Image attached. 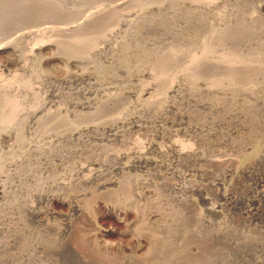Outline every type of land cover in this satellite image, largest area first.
Returning a JSON list of instances; mask_svg holds the SVG:
<instances>
[{"label":"rangeland","instance_id":"obj_1","mask_svg":"<svg viewBox=\"0 0 264 264\" xmlns=\"http://www.w3.org/2000/svg\"><path fill=\"white\" fill-rule=\"evenodd\" d=\"M104 1H107V3ZM111 1L113 0H101L99 3L107 5ZM224 7L227 8L226 5ZM255 11L254 13H256V15H260V20L264 18V12L257 11L256 9ZM261 13L263 14L261 15ZM164 24L165 23H163V25ZM178 24L180 26L178 31H169L163 26L164 29H162V27L158 28L156 34L154 32L155 29L151 30L150 33H148V30L138 31L137 34L135 33V40L138 42L141 41V44L140 42L139 44L142 45V47H145V45L149 47L144 49H150V46L151 48L156 47L158 50L157 52L162 53L174 46V48L180 51L181 58L179 57L176 65L174 64L166 67V69H169L167 70L169 71L167 73L169 77L173 72H175L173 73V75H175L177 73L176 71H178L180 67H183L185 63L187 64L191 56H194V54L198 56L201 53L200 51H202V45L205 39L208 38V32H205V25V27L198 23L184 25L181 22ZM165 25L170 26L171 23ZM168 33L169 35H167ZM164 34L166 35V39L162 38ZM138 35L144 36L145 38L141 36L138 37ZM146 35H148V37L153 35V38L150 37L153 40H150ZM144 41L146 44L143 43ZM151 41L154 42L152 43ZM38 42V39L30 40L28 45L31 48V46L36 45ZM251 42L252 45L249 42L246 46L240 43L222 42L221 45L219 44V46H217L215 54L219 56L221 53H224L228 59H233L237 56L236 51L239 52L238 50H243L244 48L245 57H248L249 55H246L251 51L253 52V57L249 56L248 58H254L260 55L264 57V36H260L259 39L254 38ZM149 43L150 46L148 45ZM252 49H254V51ZM15 58L14 55L8 52L1 54L0 75L2 80H14L19 77H24L25 79L30 78L33 85V92H38V94L36 93L38 100H42L41 97H43L40 104L50 99L45 103L47 106L49 105L48 108L43 103L42 105L44 108L40 105V107L35 110L38 112H36L37 114L34 116L30 113L32 111L28 110L29 116L31 115L32 118H25L28 120V123L24 120V126L26 127H23V129L27 128V135L24 134L27 136L26 140L27 138L29 139V143L25 141L26 145L28 143V155L30 159V164L27 168L30 167L31 169L37 170L34 175L41 179L43 178L44 181L46 179L49 183H51L54 178L57 179V181L66 182L68 184L67 187L59 189L60 191L57 189L55 190L58 193L60 192L72 206H63L56 201H50L51 203L48 201H37L33 196L28 198V200H31L30 203L32 206L34 205L37 216L35 212L31 214L27 209L25 210L26 212L23 209L20 210L21 212L23 211V215L21 214L19 218L20 214H18V219H16V221L14 220L15 224L13 225L14 228H12V232H6L2 228L3 221L0 219V264H264V83L261 82V76H258L256 80L254 79V85L251 83L247 84V80H242L241 83L233 87V90L232 87L226 89L225 85L215 87L216 90L213 89L214 92L211 91L213 94H206V92H208L206 91L208 88V81L205 77L200 81V85L197 84L195 87L196 90L198 88L200 89V91H198L199 89L197 90L198 94H196L194 86H191V88L194 89L195 93L188 90L189 86L185 87L181 85V83H179L181 80H178L179 82L176 83L178 87L173 92H164L162 88L159 90V92L162 93L159 96L166 99V101H163V107H159L158 104L144 107L146 104L140 98L143 91L141 88L147 87L152 80L150 73L152 72L151 62H153V57L152 61L147 62L143 68L138 70L135 68L132 69L135 70V72H133V74H135L133 77L130 74H126L127 72L125 70L121 69L122 71H119L117 69L118 71H116L113 67L110 72L103 74V76H105L103 79L97 75H91L90 78L80 75V79H78L80 82L77 81L78 84L76 82L72 86L73 88H71V90L73 89V91L77 93H75L74 101L70 99L71 101L68 102L69 100L63 97L65 96L63 95L64 93H60L62 91H69L67 85H65L66 87L64 85L61 86L60 92L48 91L46 88H49V84L59 86L61 80L68 77L65 75L66 71L62 63H59V65L58 63L48 61V59L51 58V52L43 51L39 53L37 59L38 61L43 59V63H39V61L34 66L35 68L37 66L36 69L33 67L29 68V70L34 69V71L38 73H35L36 76L30 75L34 72L30 73L29 70L28 72L30 74L24 72L25 69L23 68V70V66H20L22 64H19L17 57ZM12 59L15 61L13 62ZM178 62L180 64V67L178 65L179 68L177 67ZM100 63L104 66H109L108 59L101 58ZM215 72L220 76L221 73L219 70ZM50 73L53 76H51ZM40 74L46 75L49 78L47 82L43 83L45 87H42V85L40 86ZM79 74H81V72H79ZM117 74L120 75L121 78H119L120 76ZM129 75L131 77H129ZM206 75L207 72L204 69L202 71V76ZM139 77L143 82L139 81ZM37 84L38 86H36ZM139 85L141 87H139ZM204 86L206 89L203 90ZM38 87H40V89ZM184 89L187 91V94ZM114 92L123 101L121 102L123 108L121 110L122 113H120L119 108H117V110L115 106L107 104L102 112L103 114L99 116V119L96 118V120L94 119V121L91 122L88 121L90 118L85 119V123L81 124L78 129L75 130L77 133L75 131L71 133L70 131V135L65 134L62 135L63 137H58L51 135L54 131L49 135L45 134L47 136L42 135L43 133H39L41 132L40 129L36 131L38 130L36 128H39L36 122L40 121L37 119H39V117L43 119L45 114L50 111L53 114H58L60 109L61 111L68 110L67 114H70L69 116L73 123H76V113L77 115H95L98 110L97 107L104 103L107 96H117ZM228 93L232 97H229ZM223 94H225V97H222ZM259 94H261V96ZM199 95H201V97ZM213 95H217V97H213ZM226 95L228 97H226ZM253 95H255V97ZM188 97L191 98L189 99ZM242 97L245 99L247 97V100H244ZM169 100L170 103H168ZM259 100L261 101L259 102ZM50 101L52 103H50ZM196 101H198L199 104L198 102L196 103ZM207 102H210V104ZM229 102L230 104L233 102L232 105H234H230ZM172 103H175V105H172ZM202 104H204V106H202ZM213 104L216 107L215 112L214 110L212 111L214 107H212ZM194 105L197 106L195 107ZM210 105L212 109H209ZM216 105L220 107L218 106L217 108ZM230 106L233 107L232 109L234 112L230 109ZM133 107L135 108L133 109ZM223 108L232 112L229 113L223 110ZM27 109L29 108H26V112ZM57 109L59 110L57 111ZM161 109L164 111H160ZM235 109L237 111L240 110V114L236 112ZM158 110L160 113H158ZM35 111H33V113ZM39 111L41 112L39 113ZM225 112L227 113L225 114ZM41 113V116L44 115L43 118L39 116ZM193 113L195 114L193 115ZM129 114L130 116H128ZM208 114L212 116L210 117ZM63 115H65L64 111ZM117 115L120 117L118 118ZM145 116L147 120L144 119ZM129 117H131V119ZM207 117H210L209 119L211 121L208 120ZM29 118L35 120L32 121ZM114 119H118V121L115 122ZM180 119H182V121ZM187 119H189L192 124H190ZM49 125L50 124H48V126ZM190 125L192 127H190ZM95 126L98 127L96 128ZM155 126L158 128L155 129ZM191 128L192 130H190ZM2 130L0 128V133L5 132ZM169 131H172L173 135H171L172 133ZM198 133H200L202 137ZM11 134H1L3 135V138L0 137V154L2 156L6 155L7 151L10 149H12V151L15 150V155L17 152L23 150L21 149L22 142L19 141L18 145V140L14 141L16 139L15 134ZM8 135H11V139L9 138L7 141L5 139L9 137ZM195 136L197 137L196 139ZM203 136L209 138H203ZM199 137L202 139L200 140ZM61 138L63 140H61ZM185 143L186 145H184ZM12 146L15 147L13 148ZM148 146L149 148L151 146V149L147 148ZM183 146H185V148L187 147L188 156L179 158L174 151H176L175 148L178 150V147L181 149ZM18 147H21V150L16 151ZM144 147H146V149ZM155 148H157V150ZM49 152L52 153L48 154ZM171 152H173V154ZM125 153L128 156L124 157V155H126ZM135 154L139 155L136 157ZM189 154H193L194 156L190 157ZM1 155L0 157L2 160L5 159ZM142 157L143 159H141ZM148 157L151 160H149ZM201 157H203V159ZM105 158L108 159L106 160ZM175 158H178L179 161ZM187 159L189 162H187ZM139 160L143 162L141 163ZM194 160L196 162H194ZM230 160H232L233 163ZM148 162H150L149 165ZM215 162L219 163L215 164ZM231 164L234 168H232ZM236 164L237 166L235 167ZM96 166L98 167L96 168ZM111 170L113 173L110 172ZM51 176L52 179H50ZM114 178L115 182H113ZM118 178H120L119 181ZM111 181L113 184H109ZM44 183H42V186L46 187L48 183L43 185ZM154 186L158 189L156 190ZM190 187L201 188V191L195 192ZM189 189H191L190 192ZM151 190H153V192ZM159 190L162 191L161 194ZM125 194L126 196L130 195L132 198L127 196V200ZM157 194L160 196L161 199H158L161 202H158ZM202 198H205L207 202H203ZM119 203L121 206H119ZM105 204L109 207L104 208L103 205ZM145 205L150 206L148 208V206ZM138 206H140L141 209L142 207L145 208L141 210ZM158 206L160 208L156 209ZM113 208L118 209L120 214L114 212ZM50 212H54V214L51 215ZM56 213L59 214L57 215ZM0 216L2 215L0 214ZM133 224L137 228L134 227ZM45 225L47 227H45ZM137 225H141V227ZM132 228L134 230L133 232ZM136 231L137 233H135ZM138 231H141L143 234ZM130 233L132 238L130 237ZM90 237H92V239ZM76 240L78 242L84 241V243H78ZM134 244L136 245L135 247ZM80 245L82 246L79 247ZM131 250L132 252H129Z\"/></svg>","mask_w":264,"mask_h":264},{"label":"bare ground","instance_id":"obj_2","mask_svg":"<svg viewBox=\"0 0 264 264\" xmlns=\"http://www.w3.org/2000/svg\"><path fill=\"white\" fill-rule=\"evenodd\" d=\"M99 2H101V0L100 1H98V0H0V56H1V54L7 53V52L11 53V55H14V58L17 57V59L19 60V61L17 60L19 62V64L20 63L22 64L20 66L21 67L23 66L22 69L24 68L25 69L24 72L27 73L30 67L31 68L33 67L34 69L37 68V66H36V68L34 66L40 61V60L38 61V59H37L39 53H42L43 51L51 52V58H49L48 61H51L52 63H58V64L62 63V65L64 66V67L63 66L62 67L65 68L64 70L66 71L65 75H67L68 77L66 79H64V80H61V83H60L59 86H54V85L49 84V88L48 87H46V88L48 89V91L50 90V91H53V92H60L61 86L67 85L69 87V89H68L69 91L63 92L61 90L62 92H60V93H62V94L64 93L63 95H65V96H63V97H64V99L69 100L68 102L71 101L70 99H72V101H74V97H75V93L76 92H74L73 89L71 90V88H73L72 86L78 81V79H80L79 78L80 75L81 76L82 75L86 76L87 78H90L91 75L92 76L93 75H97L98 77H101L103 79V78H105V76H103V74L110 72L112 67H113V68L116 69V71H118V70L120 71L121 69H123V70H125L127 72L126 74H130L133 77V75H135V74H133V72H135V70H132V69L135 68V69L138 70V69L143 68L144 65L147 62L152 61L153 57H154L153 62H151L152 63V65H151L152 66V72L150 73V75L152 76V80H151V82H149V85H147V87L141 88L143 91H142V94L140 95V98L146 104V105H144V107L145 106H149L150 107L153 104H158L159 107H163V101H166V99L162 98L161 96H159L160 94H162V93L159 92V90H161V88H162V90L164 92L165 91L173 92L178 87V86H176V83H178L180 80H181V82H179V83H181V85H183L185 87L189 86L188 90L194 92V89H195L196 85L200 83V81L203 79V77H205L206 80L208 81V83H207L208 84V88L206 90L208 92H206V94L207 93H211V91H213V89H215V87H220V86H224V85H225L226 89L232 87V90H233V87L236 86L238 83H241L242 80H247L248 81L247 84L251 83V84L254 85V81L258 78V76H261V78H262L261 82L264 83V57H261L262 55L255 56L254 58H248L249 56L253 57V52L251 51L248 54L246 53L247 54L246 56H248V55L249 56L245 57L244 56V51H243L244 48L243 47H241V48H243V50L240 49V50H238L239 52L236 51L237 56L234 57L233 59H228L227 56L224 53H221L219 56H216V54H215V52L217 51V46H219V44L221 45L222 42H226V43L229 42V43H236V44L240 43V44H243V45L245 44L244 46H246V44L249 43V42L252 45V42H251L252 39H254V38L259 39L260 36H264V18L261 17L262 19L260 20V17H259L260 15L258 16V15H256V13H254V12H256L255 9L257 11L259 10L260 12H264V0H113V1L109 2L107 5H102V3H99ZM104 2L107 3V1H104ZM225 5L227 6L228 9L226 7H224ZM262 14L263 13H261V15ZM180 22L182 24H184V25H189V24L192 25L194 23H198L201 26L205 25L206 26V28H205L206 31L205 32L206 33L208 32L207 33V35H208L207 37L208 38L205 39V41H204V43L202 45L203 47H202V51H200L201 52L199 54L200 56L199 55L197 56V55L194 54V56H191L190 61L187 64L185 63V65L183 67H180V64L178 62L177 67L179 65L180 69H178V71H176L177 73L175 75H173V73H175V72H173L172 73L173 76L171 75L169 77L167 75V73L169 72L167 70H169V69H166V67L174 65V64L176 65V62L178 61V59L180 57V51L178 49L174 48V46H173V47H170L167 51H163L162 53H160V52H157L158 50H157L156 47H155L156 49L154 47L151 48L150 43L148 44L150 46V49H144V48L147 47V45H145L146 44L145 41L143 42V43H145L144 44L145 47H142V45H140L141 41H139L140 42V44H139V42L137 40H135L136 39L135 37H136V34L138 33V31H142V30H148V33H150L151 30L155 29L154 32L156 34V32H158L156 30L158 28H160V27H162V29H164V27H165L169 31H174V30L178 31V29L180 28L178 23H180ZM163 23H165V24L171 23L172 27H171V25L170 26L169 25H165V24L163 25ZM200 28L203 29L202 27H200ZM193 34H194V32H193ZM167 35H169V33ZM139 36H141V35H138V37ZM146 36L148 37V35H146ZM152 36H149L148 38L151 40L153 38ZM141 37H144V36H141ZM150 37H152V38H150ZM162 38L166 39V35L164 34V36ZM173 38H172V40H173ZM34 39H38L39 42L36 45L31 46V48H30L29 45H28L29 41L30 40H34ZM139 40H141V39H139ZM30 44H32V43H30ZM164 45H167V44H164ZM263 46H264V44H263ZM167 47H169V46H167ZM147 48H149V47H147ZM252 50L254 51V49H252ZM182 55H184V54H182ZM49 57H50V55H49ZM101 58H105L106 60L108 59L109 66H104L103 64H101L100 63V59ZM15 60H16V58H15ZM15 60L12 59L13 62ZM180 60H182V59H180ZM184 60H186V59H184ZM48 61H45V62H48ZM39 63H43V59H41V61ZM130 67H133V68H130ZM34 69L33 70H31V69L29 70L30 73L34 72L33 74H30L29 72L28 73L30 75L36 76L35 73H37V72H35ZM73 69H74V71H73ZM204 69L207 72L206 76H202V71ZM217 70L220 71V73H221L220 76H218L217 75L218 73L215 72ZM79 72H81V74H79ZM62 74H64V73H62ZM50 75H51V73H50ZM65 75H64V77H65ZM130 75H129V77H131ZM51 76H53V75H51ZM118 76H120V75H118ZM39 77L41 78L40 79V86L42 85V87H43L45 85L43 83L47 82L49 80V78H48V76L41 75V74H40ZM140 77L143 78L142 76H140ZM140 77H139V81L143 82L142 80H140L141 79ZM23 78L24 77H19L18 79L8 80L7 81L5 79L2 80L1 75H0V128H1V130L4 129L2 131H5L3 133L2 132L0 133V137L3 138L2 137L3 135H1V134L7 135V134L14 133L15 137H16V139L14 141L18 140L17 144H18L19 141L22 142V144H21L22 148L18 147L19 149L17 148L16 151L23 149L22 151L17 152L16 155L14 154L15 150L12 151V149L7 151L6 155H8V156H6V155L2 156L0 154L3 158H5V159L2 160V158L0 157V161H1L0 162V214L2 215V216H0L1 217L0 219H2V221H3V223L1 222L3 224L2 228L6 232H12V228H14L13 225L15 224L16 219H18V214H20L19 218L21 217V214L23 215V211L21 212L20 210L23 209L25 211L27 209L31 214L35 212V215H36V211H35L34 205L32 206V204L30 203L31 200L30 201L28 200V198H31L33 196H34L33 198L37 199V201H41V202L42 201H46V202L47 201L48 202L56 201L57 203H59L60 205H63V206H67V207L72 206L68 201H66V198L62 194H60V192L58 193L55 190V189L59 190V189H62L64 187H67L68 184L66 182H62V181H59V180L57 181V179H55L53 177L56 180L55 181L54 179H52V176H51V178H50V179H52L51 183H49L45 179V181H47L46 183H48V184L46 185V187H44V186H42V183L45 182L44 179L43 178L41 179V178L36 177L34 175L37 170L31 169L30 167L27 168V166H29V164H30L29 163L30 159H29V155H28L29 139L27 138V140H26V137H27L26 136L27 135L26 134V129L27 128H24L25 130L23 129V127H26V126H24V123H25L24 120H26L25 118L28 119V117L32 118L31 115L34 116L35 114H37L36 112H38V111H35V110L37 108H39L40 105L43 106L42 104L44 102H42V104H40V101L43 100V97H41L42 100H38L37 95H36V93L38 94V92H36V93L33 92V88H32L33 85L31 83L30 78L29 79L28 78H26V79L24 78L23 79ZM119 78H121V76ZM136 79H138V78H136ZM82 81H84V80H82ZM148 81H150V80H148ZM78 82H80V81H78ZM78 82H77V84H78ZM256 82L259 83L258 81H256ZM181 85H180V87H181ZM36 86H38V84ZM92 86L95 87L94 85H92ZM191 86H194V89L191 88ZM205 86H207V85H205ZM205 86H204L203 90L206 89ZM58 87H59V89H58ZM100 87H104V86H100ZM139 87H141V86L139 85ZM38 88L40 89V87H38ZM135 90H137V89H135ZM197 90L195 89L196 94H198ZM176 91H178V90H176ZM181 91H182V89H181ZM198 91H200V89ZM203 92H205V91H203ZM139 93H141V92H139ZM185 93L187 94V91ZM223 93H225V92H223ZM196 94H195V96H196ZM199 94H201V93H199ZM211 94H213V93H211ZM257 94H258V92H257ZM201 95H203V94H201ZM201 95H199V96L201 97ZM217 95L216 96L213 95V97H217ZM224 95L225 94H223L222 97H225ZM228 95H229V97L231 96L229 93H228ZM242 95H244V94H242ZM259 95L261 96V94H259ZM193 96H194V94H193ZM253 96L255 97V95H253ZM159 97L162 98V99H160ZM167 97H169V96H167ZM226 97H228V96L226 95ZM41 98H39V99H41ZM171 98H173V97H171ZM181 98H182V96H181ZM209 98H210V95H209ZM242 98H244V97H242ZM168 99H170V98H168ZM223 99H225V98H223ZM48 100H50V99H48ZM82 100H80V101H82ZM98 100H100V99H98ZM244 100H247V97H246V99L244 98ZM47 101H45V103ZM260 101L261 100H259V102ZM121 102H123V101L121 100V98H119L118 95L117 96H107L105 98L104 103L101 104L99 107H97L98 110L96 111L95 115H92V114H89V115H83V114L77 115V113H76V116H75L76 123H73L71 121V118L69 116L70 114H67L68 110L67 111L63 110L65 115H63V111H61L60 108H59L60 111H58L59 109H57L58 114H56V113L53 114L49 110L50 112L49 111H48L49 113L46 112L47 114H45V116L43 115L44 116V118H43V116H41V115L45 111L44 110L41 114H39V116H41L43 119H41L40 117H39V119H37V120H40V121L36 122V124L37 123L39 124V125L37 124V126H39V128L37 127L36 129H38V130H36V131H39V129H40L41 132H39V133H41V134L43 133L42 135H44V136H47V135L51 134L52 131H54V133L51 134L53 136L63 137L62 135H65V134L70 135L69 132L71 131V133H72L75 130H77L78 127L81 124L85 123L84 122L85 119L90 118V120H88L89 122L94 121V119L96 120V118L99 119V116H101L103 114L102 112H103V110H104V108L106 107L107 104H111V105L115 106L116 109L119 108L120 113H122L121 110L123 108H122ZM197 102L198 101H196V103ZM50 103H52V102L50 101ZM168 103H170V100H169ZM175 103H172V105L173 104L175 105ZM192 103H195V102H192ZM207 103L210 104V102H207ZM232 103L233 102H231V104H230V102H229L230 105H232ZM73 104H75V103H73ZM176 104H178V103H176ZM198 104H199V102H198ZM217 104H218V102H217ZM92 105H90V106H92ZM168 105H171V104H168ZM197 105H194V106L196 107ZM219 105H220V103H219ZM48 106L46 105L47 108H48ZM202 106H204V104H202ZM213 106H214V104L212 105V107ZM218 106H217V108H218ZM210 107H211V105H210ZM210 107H209V109H212V107L211 108ZM227 107H226V109H227ZM26 108H29V109H27V112H26ZM43 108H44V106H43ZM115 108H114V110H115ZM134 108L135 107H133V109ZM215 108L216 107L214 106L212 111L214 110V112H215ZM232 108L233 107H231L230 109H232ZM206 109H208V108H206ZM226 109L223 108V110H226ZM28 110L32 111V112H30L31 113L30 116H29V111ZM92 110H94V109H92ZM136 110H138V109H136ZM142 110H144V109H142ZM162 110L163 109H161L160 111H162ZM33 111H35V112L33 113ZM46 111H47V109H46ZM160 111L158 113H160ZM173 111H177V110H173ZM219 111H221V110H219ZM226 111L229 112L228 110H226ZM239 111L236 110V112H238V113H239ZM40 112L41 111H39V113ZM206 112H208V111H206ZM227 112H225V114ZM231 112H229V113H231ZM233 112H234V110H233ZM200 113H202V112H200ZM194 114L195 113H193V115ZM73 115H75V114H73ZM196 115H197V113H196ZM204 115H205V112H204ZM36 116H38V115H36ZM124 116H126V115H124ZM128 116H130V114ZM183 116H185V115H183ZM208 116L211 117L212 115L208 114ZM119 117L120 116H118V118ZM229 117H230V115H229ZM36 118H38V117H36ZM129 118L131 119V117H129ZM209 118H208V120H210ZM144 119H146V116H145ZM206 119H205V121H206ZM212 119H215V118H212ZM30 120L34 121L35 119L34 120L30 119ZM101 120H103V119H101ZM180 120L182 121V119H180ZM187 120H189V119H187ZM197 120H198V118H197ZM26 121L28 123V120H26ZM114 121L117 122L118 119H114ZM96 122H98V121H96ZM161 122H163V121H161ZM172 123H175V122H172ZM189 123H190V120H189ZM29 124H31V123H29ZM48 124H50V125L48 126ZM190 124H192V123H190ZM156 126H155V129L158 128ZM95 127L97 128L98 126H95ZM147 127H149V126H147ZM190 127H192V126L190 125ZM195 128H193V129H195ZM84 129H87V128H84ZM139 129L142 130L141 128H139ZM180 129H182V128H180ZM208 129H210V128H208ZM122 130H124V129H122ZM171 130H173V129H171ZM190 130H192V128ZM211 131H213V130H211ZM105 132H107V131H105ZM169 132H171L172 133L171 135H173L172 131H169ZM169 132H167V133H169ZM45 134H47V135H45ZM115 134H117V133H115ZM169 134H167V135H169ZM183 134H185V133H183ZM193 134H195V133H193ZM198 134L201 136L200 133H198ZM11 135H8L9 137H7L5 140L8 141V139L11 137ZM204 137L209 138L207 136H203V138ZM196 138L197 137L195 136V139ZM199 139L201 140L202 138L199 137ZM12 140H9V141H12ZM61 140H63V139L61 138ZM14 141H12V142H14ZM25 141L28 142L27 145H26ZM50 142H51V139H50ZM40 143H42V142H40ZM199 143L201 144L200 141H199ZM202 143H205V142H202ZM55 144H57V143H55ZM184 145H186V143ZM144 148L146 149V147H144ZM147 148H149V146ZM157 148H155V149L157 150ZM160 148H161V146H160ZM44 149H46V148H44ZM149 149H151V146H150ZM169 149H170V147H169ZM46 150H49V149H46ZM136 150H137V148H136ZM175 150L176 151H174V149H173V151L175 152V154L179 158H183L185 156H188L187 147L185 148V146H183L181 149H179V147H178V150L175 148ZM59 152H60V150H59ZM260 152H261V150H260ZM31 153H33V152H31ZM50 153H52V152H49L48 154H50ZM169 153H170V151H169ZM171 153L173 154V152H171ZM191 153H192V151H191ZM193 154H195V153H193ZM193 154H189L190 157L194 156ZM119 155H120V153H119ZM138 155L139 154H137L136 157ZM260 155H262V154H260ZM125 156H128V155L126 154V155H124V157ZM129 156H130V154H129ZM141 156H143V155H141ZM41 157H43V156H41ZM113 157H115V156H113ZM129 158H135V157H129ZM144 158H146V157H144ZM201 158L203 159V157H201ZM204 158H206V157H204ZM100 159H102V158H100ZM105 159L107 160L108 158H105ZM136 159H139V158H136ZM141 159H143V157ZM148 159H149V157H148ZM175 159H177V161H179L178 158H175ZM102 160H104V159H102ZM149 160H151V159H149ZM180 160H182V159H180ZM189 160H191V159H189ZM195 160H194V162H196ZM139 161H141V160H139ZM153 161H155V160H153ZM156 161H157V159H156ZM230 161L232 162V160H230ZM110 162H112V161H110ZM142 162L143 161H141V163ZM187 162H189L188 159H187ZM202 162H204V161H202ZM149 163L150 162H148V165H149ZM209 163H210V161H209ZM217 163H219V162H217ZM217 163L215 162V164H217ZM125 166H123V167H125ZM227 166H228V164H227ZM231 166H232V164H231ZM236 166H237V164L235 165V167ZM97 167L98 166H96V168ZM232 168H234V167L232 166ZM107 171H109V170H107ZM229 171H231V170H229ZM110 172L113 173L112 170ZM116 173H118V172H116ZM103 176H105V175H103ZM92 179H93V177H92ZM119 179L120 178H118V181H119ZM126 181H128V180H126ZM113 182H115V178H114ZM113 182L111 181L109 184H113ZM46 183H44L43 185H45ZM104 183H105V181H104ZM185 186H187V185H185ZM110 187H108V188H110ZM122 188H124V187H122ZM154 188H155V186H154ZM190 188H192V187H190ZM155 189L157 190L158 188H155ZM190 190L191 189H189V192H190ZM192 190L195 191V192H199V191H201V188L195 187V188H192ZM151 191L153 192V190H151ZM161 192L162 191H160V194H161ZM143 194H145V193H143ZM125 196H126V194H125ZM127 196L131 197L130 195H127ZM127 196H126V199L128 200ZM157 196H158V194H157ZM230 196H233V195H230ZM227 197H228V195H227ZM158 198H160V196H158L157 199ZM89 199H91V198H89ZM123 199H125V198H123ZM157 199H156V201H157ZM159 201L160 200L158 199V202ZM202 201L203 202H207L205 198H202ZM84 204H85V202H84ZM137 204H139V203H137ZM80 206H82V205H80ZM119 206H121L120 203H119ZM145 206H148V205H145ZM149 206H148V208H149ZM103 207L104 208H108L109 206L105 204V205H103ZM138 208L141 209L140 206H138ZM138 208H137V210H138ZM143 208H145V207H142V209ZM159 208L160 207L158 206V208H156V209H159ZM164 210H166V209H164ZM46 212H48V211H46ZM114 212L120 214V211L118 209H116V208L114 209ZM148 213H151V212H148ZM27 214H29V213H27ZM50 214L53 215L54 212H50ZM35 215H33V216H35ZM143 215H144V213H143ZM143 215H141V216H143ZM139 219H140V217H139ZM141 220H142V218H141ZM129 223H130V221H129ZM132 226H130V227H132ZM137 226L141 227V225H137ZM45 227H47V226L45 225ZM134 227H136V226L134 225ZM133 228H132V232L134 231ZM129 230H130V228H129ZM141 231H138V232H141ZM145 232H147V231H145ZM135 233H137V231ZM133 235H134V233H133ZM136 235H138V234H136ZM147 235H146V237H147ZM141 236H143V235H141ZM130 237H131V233H130ZM90 238L92 239V237H90ZM79 239H81V238H79ZM91 239H89V240H91ZM81 242L84 243V241H79L78 243H81ZM81 246L82 245H80L79 247H81ZM83 246H84V244H83ZM135 246L136 245L134 244V247ZM75 249H76V247H75ZM136 249H137V247H136ZM132 250L129 251V252H132ZM144 251H146V250H144ZM75 253H77V252H75ZM133 254H134V252H133Z\"/></svg>","mask_w":264,"mask_h":264}]
</instances>
